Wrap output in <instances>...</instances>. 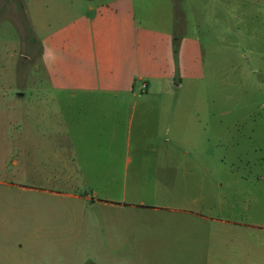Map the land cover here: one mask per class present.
Segmentation results:
<instances>
[{"label": "rangeland", "instance_id": "obj_1", "mask_svg": "<svg viewBox=\"0 0 264 264\" xmlns=\"http://www.w3.org/2000/svg\"><path fill=\"white\" fill-rule=\"evenodd\" d=\"M135 1L154 27L173 10ZM173 1L200 41L198 76L176 91L181 139L126 117L110 157L108 141L42 134L63 121L36 93L50 83L32 0H0V264H264V0Z\"/></svg>", "mask_w": 264, "mask_h": 264}, {"label": "crops", "instance_id": "obj_2", "mask_svg": "<svg viewBox=\"0 0 264 264\" xmlns=\"http://www.w3.org/2000/svg\"><path fill=\"white\" fill-rule=\"evenodd\" d=\"M172 6L174 11L165 7L154 27L137 18L135 0H111L97 7L86 0H32L40 62L50 83L37 87L36 93L59 105L63 121V133L42 134L75 145L85 138L105 140L113 157L122 120L128 117L131 128L137 117H152L166 141L180 140L184 106L176 91L184 77L198 76L200 41L193 28L181 33L173 0ZM42 10L48 11L47 17L38 13ZM183 51L191 57L186 73L179 59ZM104 117L107 131H92L86 123L90 133H83L84 122L93 120L96 126ZM38 121L33 117L32 122ZM25 122L22 118L18 124ZM32 135L39 136L20 133L22 138Z\"/></svg>", "mask_w": 264, "mask_h": 264}]
</instances>
